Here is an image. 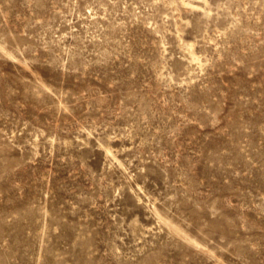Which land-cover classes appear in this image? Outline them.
I'll use <instances>...</instances> for the list:
<instances>
[{
	"label": "rangeland",
	"instance_id": "obj_1",
	"mask_svg": "<svg viewBox=\"0 0 264 264\" xmlns=\"http://www.w3.org/2000/svg\"><path fill=\"white\" fill-rule=\"evenodd\" d=\"M0 264H264V0H0Z\"/></svg>",
	"mask_w": 264,
	"mask_h": 264
}]
</instances>
